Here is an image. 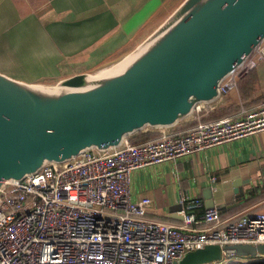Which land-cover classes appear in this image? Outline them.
<instances>
[{"label": "water", "instance_id": "obj_1", "mask_svg": "<svg viewBox=\"0 0 264 264\" xmlns=\"http://www.w3.org/2000/svg\"><path fill=\"white\" fill-rule=\"evenodd\" d=\"M263 41L264 0H181L130 52L101 70L53 84L0 72V192L47 163L88 149L105 152L139 131L178 125L198 105L218 101L221 82ZM257 183L264 189V172ZM233 186L236 194L242 185ZM224 247L239 257L264 256V244ZM220 259V246L211 244L175 264Z\"/></svg>", "mask_w": 264, "mask_h": 264}, {"label": "built area", "instance_id": "obj_2", "mask_svg": "<svg viewBox=\"0 0 264 264\" xmlns=\"http://www.w3.org/2000/svg\"><path fill=\"white\" fill-rule=\"evenodd\" d=\"M263 60L264 41L221 82V97L236 90L245 67ZM172 128L144 143L124 140L105 152L85 150L8 183L0 192V264H175L211 244L220 246L221 259L209 264H249L224 246L264 244V214L222 220L209 208L197 219L192 210L199 201L180 198L182 223L174 225L148 218L151 200H132L130 182L139 168L263 132L264 102L233 116Z\"/></svg>", "mask_w": 264, "mask_h": 264}, {"label": "crops", "instance_id": "obj_3", "mask_svg": "<svg viewBox=\"0 0 264 264\" xmlns=\"http://www.w3.org/2000/svg\"><path fill=\"white\" fill-rule=\"evenodd\" d=\"M165 1L0 0V60L18 55V62L7 61L4 66L21 68L31 76L26 82L42 84L101 70L130 52L180 0ZM32 59L36 66L27 64ZM256 63L264 64V60ZM262 74L263 70L258 69L251 76L257 79L255 90L252 88L256 92L254 98L264 95ZM229 93L217 102L216 108L228 102L240 105L237 88ZM192 120L189 117L180 122L179 128ZM170 129L174 128L157 132L160 135ZM262 172L264 131L175 161L139 168L131 174L130 195L134 201L151 200L148 218L174 225L182 223L180 198H185V202L199 201L192 210L198 219L206 209L216 208L225 213L263 195L229 218L250 210L253 214H263V187L257 190L256 184L247 186L249 182L257 183ZM234 182L243 186V195L248 192L246 199L238 203H234L237 194ZM238 189L239 193L241 189Z\"/></svg>", "mask_w": 264, "mask_h": 264}, {"label": "trees", "instance_id": "obj_4", "mask_svg": "<svg viewBox=\"0 0 264 264\" xmlns=\"http://www.w3.org/2000/svg\"><path fill=\"white\" fill-rule=\"evenodd\" d=\"M264 64L262 63H256L255 65H251V68L247 70L245 73H241L237 80V91L240 99V105H238L237 102H228L223 106L217 107L214 110H210L207 112H198L196 113V117L194 118L190 123L185 124L181 127V129H185L188 127H191L198 122H208V121H215L227 116H233L239 111L240 106L242 105L245 108L253 107L257 104H260L264 102V95H258L254 98V95L256 92H253V89L256 84L257 79H253L251 76L255 73L256 70L260 69L263 70L262 77L260 79L264 78ZM253 88V89H252ZM255 90V89H254ZM158 130H147V131H139L131 136L126 137V140L131 144H140L144 143L149 140H154L159 136ZM263 198V195H259L258 197L251 198L245 204H254L260 199ZM244 203L240 205H236L234 209L229 210L225 213H221V219L225 220L229 217L237 214L242 210V208L245 206ZM255 211V210H254ZM247 214L253 213L252 210L245 212ZM247 260L249 261V264H264V256H256V257H247Z\"/></svg>", "mask_w": 264, "mask_h": 264}, {"label": "rangeland", "instance_id": "obj_5", "mask_svg": "<svg viewBox=\"0 0 264 264\" xmlns=\"http://www.w3.org/2000/svg\"><path fill=\"white\" fill-rule=\"evenodd\" d=\"M168 1H169V0L165 1V3L168 2ZM180 1H181V0H180ZM180 1H179V2H180ZM179 2H177L176 6L178 5ZM16 56H18V55H16V54H12L11 57H10V56H7L6 58L3 57V59L0 60V65H2V66L0 67V72L4 73V74H6V75H8V76H10V77H12V78H15V79L28 81V78L31 77L30 74H27L25 71H22L21 68H18V67H16V68L13 67V68H12V67L9 66L10 63L13 64L12 61H16V62H18V59L16 58ZM7 61H8L9 64H8L7 67H5L4 65L6 64ZM36 63H37V62H35V61L32 59V61H31L30 63H27V64H30V65L36 66V65H35ZM41 64H42V63H41ZM249 66H251V65H248L247 67H245V68L242 70L241 73H243V71H245ZM241 73H240V74H241ZM229 94H230V93H229ZM227 96H228V94H227V95H224L225 98H226ZM222 98H223V97H221L220 99H218V101H216V102L213 103V104H209V105H207V106L204 105L205 107H204L202 110H203L204 112L210 111V110H211L210 107H213L212 110L216 109L217 102H219ZM244 108H245V107H244ZM196 113H198V112H196ZM196 113H194V114L191 116V118L196 117V116H195ZM254 184L257 185V190H259V189L261 190V189H262V186L259 185L258 183H255V182H253V183H251V185H247V186H248L249 188H251V187H253ZM239 188L241 189V191L235 195V201H234V203H238V202L242 201L243 199H246V198H244V196H247L246 194H248V192H246V194L243 195V192H242V191H243V186H241V187H239ZM248 191H250V190L248 189ZM242 195H243V196H242ZM241 196H242V197H241ZM243 213H244V212H243ZM263 214H264V212H263ZM239 215H241V213H240Z\"/></svg>", "mask_w": 264, "mask_h": 264}, {"label": "bare ground", "instance_id": "obj_6", "mask_svg": "<svg viewBox=\"0 0 264 264\" xmlns=\"http://www.w3.org/2000/svg\"><path fill=\"white\" fill-rule=\"evenodd\" d=\"M64 90H65V89H62V88L58 89V88H57V91H61V92H63ZM240 261H241L240 259L235 260V261L233 262V264H240V263H239ZM247 262H249V261H247Z\"/></svg>", "mask_w": 264, "mask_h": 264}]
</instances>
